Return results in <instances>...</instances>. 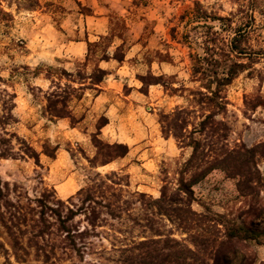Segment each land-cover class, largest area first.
I'll return each instance as SVG.
<instances>
[{
    "label": "rangeland",
    "instance_id": "rangeland-1",
    "mask_svg": "<svg viewBox=\"0 0 264 264\" xmlns=\"http://www.w3.org/2000/svg\"><path fill=\"white\" fill-rule=\"evenodd\" d=\"M196 1L227 18L208 21L217 31L218 68L228 59L245 64L223 90L227 109L213 118L223 125L201 133L193 132L202 110L192 92L205 90L191 68L197 55L206 56L207 29L191 19ZM32 3L0 0L4 247L8 226L28 251L22 264L263 263L264 105H250L264 99V0ZM234 36L244 54L231 50ZM119 45L120 62L113 59ZM98 67L114 84L106 101L113 104L111 122L102 108L72 128L77 117L57 115L77 108L79 117V97L96 90L82 112L99 90L90 78ZM61 98L66 108L56 102ZM178 109L184 111L177 117ZM102 116L109 124L97 130ZM192 138L200 146L188 163ZM117 144L127 146L126 155L118 156ZM222 153L231 156L191 183L200 160ZM231 226L255 232L259 241L229 240Z\"/></svg>",
    "mask_w": 264,
    "mask_h": 264
},
{
    "label": "trees",
    "instance_id": "trees-1",
    "mask_svg": "<svg viewBox=\"0 0 264 264\" xmlns=\"http://www.w3.org/2000/svg\"><path fill=\"white\" fill-rule=\"evenodd\" d=\"M37 3V0H33V3L31 5H35ZM190 16L191 19L197 21L201 26H204L207 29V34L204 36L203 40L201 41V44L203 45L202 49L205 53L206 56H196L195 63H193L192 68H191V77L193 80L199 81L201 84V88H203L205 91L202 90H196L192 92V94L197 97L195 99V102L197 105H199L200 109L202 110L200 116H199V121L195 124L193 127V132H199L201 133L202 131H205L206 128H214V126L218 124H222L221 122H215L214 121V116L220 112H225L226 111V106H227V100L225 99V96L223 95V90L224 88L231 83L233 78L236 76L239 70L243 69L245 67V64L242 62H236V61H231L228 58L229 64H225L223 68H218L219 65H221L222 60H218L215 58V42H216V35L217 31L213 29V25L208 23V21H214V20H227V18L208 13L199 2H195L194 7L191 9ZM198 24V25H199ZM237 35V34H236ZM237 40V36H234L231 40V50L236 51L239 54H244L245 51H243L241 48H238L235 46V43ZM90 45V43H88ZM121 45L116 47V52L113 55V59H116L117 61H122L124 58V55L122 52H119ZM226 54H223L224 57H228ZM253 59V58H250ZM224 63H226V58H223ZM107 71L102 68H97L93 76L91 75L90 78L91 80L93 79L94 82L93 84H99L104 77L107 75ZM143 83L144 78H142ZM159 83L158 80L155 82H150L148 84H157ZM165 85V84H163ZM66 99L61 98L56 100V102H60L61 105L66 108ZM264 105V99L258 97L256 98L250 107L252 109L256 108L257 106ZM184 110L183 109H178L176 114L177 117L179 116L180 113H182ZM57 116H67L69 118H72L70 111L68 110L66 115H60L58 114ZM12 116L10 115L8 118H11ZM101 119L103 120L101 123L96 124V129L99 130L102 126L108 123V120L106 117L102 116ZM179 120V118H177ZM185 123V120H183ZM175 125L177 122H173ZM223 125V124H222ZM4 140L1 141L3 143ZM190 145L193 148L191 157L188 159V163L193 162L197 159V152L198 148L200 146V141L196 138H192L190 141ZM118 147L122 148L123 150L118 154V156H124L128 152V148L126 145L122 144H117ZM29 148V147H28ZM56 150V149H55ZM55 150L52 154H49L50 157H54ZM6 153H3L5 155ZM204 157H206L205 154H203ZM230 153H222L219 154L217 157H215L213 160H206L203 158L200 160L202 163L201 168H199L198 171H196L193 174V178L191 179V183H196L200 179H202L207 173H209L212 169L220 167L219 163L224 162L230 157ZM31 157L34 158L35 163L39 165V156L38 153L32 150ZM185 192L191 193L190 186L185 185L182 188ZM40 214L42 215L43 212L41 211ZM7 227V233L9 235V240H7V244L9 246V249H6L4 247V243L0 242V247L1 251L4 256V264H13V262L10 260V256L14 258L15 262L18 263H25L26 262V253L28 251L22 246L21 242L17 240L16 237H14L13 232L11 229ZM225 236L231 240H256L257 236L255 232L249 230V229H243L240 227L236 226H231L227 228V231L225 233ZM260 243V242H259ZM193 253V252H192ZM229 253H232L233 256L237 254V251L235 249L230 250ZM195 261H198L199 258L196 256L195 253H193ZM217 255H215L214 259H217ZM223 259L227 260L228 262L231 260L229 256L223 255ZM253 264V263H250ZM260 264H264L260 263Z\"/></svg>",
    "mask_w": 264,
    "mask_h": 264
},
{
    "label": "crops",
    "instance_id": "crops-1",
    "mask_svg": "<svg viewBox=\"0 0 264 264\" xmlns=\"http://www.w3.org/2000/svg\"><path fill=\"white\" fill-rule=\"evenodd\" d=\"M109 76V73L106 75ZM104 77V79L99 83L96 84V86L98 87V92L93 94L89 101L87 102L88 106L84 107L82 109V112H80V107H82V105L84 104V102L86 101V97L89 94L90 90H94L93 88H88L85 89L86 91H84V93H82V95L79 97V117L77 116V108L71 110V115L74 117H77V121L75 122V124L72 126V128H76L77 125H79V128L86 122L87 116L89 115V113L96 111L98 109H102L103 111L105 110V115L108 117V119L110 120L108 113L109 110H111V107H113V104H111L110 102H106L108 101L109 97H110V87H113L114 84L109 82V79H107V77ZM106 82H108L106 84ZM101 107V108H100ZM66 118H62L60 119L61 121H65ZM111 122V120H110ZM109 124V123H107ZM90 130V129H89ZM79 134H84L79 130ZM65 191H67V188H65Z\"/></svg>",
    "mask_w": 264,
    "mask_h": 264
}]
</instances>
